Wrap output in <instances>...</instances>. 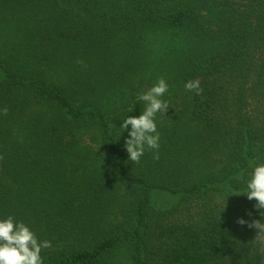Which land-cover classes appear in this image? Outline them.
Returning a JSON list of instances; mask_svg holds the SVG:
<instances>
[{
  "label": "trees",
  "instance_id": "trees-1",
  "mask_svg": "<svg viewBox=\"0 0 264 264\" xmlns=\"http://www.w3.org/2000/svg\"><path fill=\"white\" fill-rule=\"evenodd\" d=\"M155 75L170 110L137 164L120 127ZM0 157V219L51 242L43 264H264L237 223L264 222L243 195L264 163V0H0Z\"/></svg>",
  "mask_w": 264,
  "mask_h": 264
},
{
  "label": "clouds",
  "instance_id": "clouds-1",
  "mask_svg": "<svg viewBox=\"0 0 264 264\" xmlns=\"http://www.w3.org/2000/svg\"><path fill=\"white\" fill-rule=\"evenodd\" d=\"M184 87L186 91L195 92L197 95L203 92L199 80H189ZM168 88L166 80L162 77L159 78L158 82L146 92L137 94V100L146 105L142 114L127 116L123 119L120 128L125 131L131 126L128 133L130 138H126L125 148L129 154V160L134 163H140L146 146L148 149L157 150L153 158L159 159L160 133L157 130L155 117L157 114L166 116L165 113L170 105L162 97ZM2 113L3 115L8 114L7 107L2 110ZM243 195H246L250 201H256L254 208L262 210L260 216L264 217V163L254 168L251 178L247 182V191ZM237 223L247 224L249 228L257 229L255 238L264 241V222L261 220L249 222L239 218ZM51 247L50 241H40L36 233L23 221H17L11 215L0 219V264H43L41 252L43 249Z\"/></svg>",
  "mask_w": 264,
  "mask_h": 264
},
{
  "label": "rangeland",
  "instance_id": "rangeland-1",
  "mask_svg": "<svg viewBox=\"0 0 264 264\" xmlns=\"http://www.w3.org/2000/svg\"><path fill=\"white\" fill-rule=\"evenodd\" d=\"M158 53H156L155 54V57H154V60H156V55H157ZM152 72H150L149 71V75L151 74ZM152 74H154V73H152ZM157 77H156V75L154 76V78H153V80H152V86H154L156 83H157V79H156ZM170 109H168L167 111H169ZM129 131L130 130H128V132L127 133H129ZM128 138H130L129 137V135H128ZM151 149H148L147 148V146H146V148H145V152L144 153H147L148 151H150ZM151 151H155V150H151ZM157 201H158V203H160V204H165V203H168V202H170L171 200L168 198L167 199V197H166V195L164 194V193H158L157 194ZM154 201H155V198H154Z\"/></svg>",
  "mask_w": 264,
  "mask_h": 264
}]
</instances>
